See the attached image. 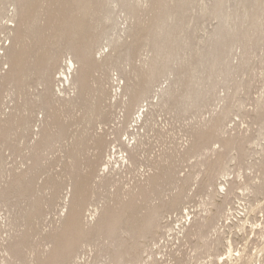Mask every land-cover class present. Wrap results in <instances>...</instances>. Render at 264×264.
<instances>
[{
    "label": "rangeland",
    "instance_id": "obj_1",
    "mask_svg": "<svg viewBox=\"0 0 264 264\" xmlns=\"http://www.w3.org/2000/svg\"><path fill=\"white\" fill-rule=\"evenodd\" d=\"M134 1L140 2V0ZM141 1L140 4L143 3L142 5L146 7L148 0ZM204 1H196L195 8L199 9ZM211 1L206 0L205 3L209 4ZM37 2L39 0H31L32 5L26 13L29 14V18L40 12L37 9ZM112 6L118 29L110 31L108 38L102 39L96 45L94 54L97 59L102 60V65L96 69L97 71H93L92 77L88 78L89 91H85L86 93L82 95L79 86L77 87L73 81L79 74L76 70L80 65L68 49V43L81 45L85 37H92V31L90 29L87 31L81 20H74L75 27L78 22V30L75 32L71 29L64 42L52 46L53 42L47 41L50 38L49 32L44 28L50 23L47 15L43 17L46 7L42 8V14H39L41 15L39 34L43 35L34 37L33 35L36 34L30 33V37L33 38L26 39L21 42L22 46L20 45L24 47L23 52H26L22 55L23 68L29 67L27 61L31 58V43L34 45L33 50L45 47V50H42L45 57L41 58L42 55H38V58L43 59L36 63V68H39L35 72L25 74L20 80L16 77L14 81L9 79L10 84L6 82L5 85L2 82V77L9 74L14 67L8 60L10 52L8 49L14 46L17 34L15 31L20 27L21 18L15 16L17 9L13 0H0V264L24 262H26L24 264H37L39 263L37 260L54 247L56 241L53 238L55 234L57 237L59 233L57 230H60L68 216V209L65 207L67 200L65 202L64 200L67 195L71 196L68 194L70 182L73 181L74 165L71 164L74 163L71 161L78 160L72 157L74 153L71 151L78 148V140H75L78 139L77 137L83 135L84 131H86L85 136L89 134L86 122L88 118L94 116L91 115L90 110L93 109L90 107L95 106L93 104L102 105V109L110 113L109 117L112 121L108 125H97L89 129L90 133L104 132L110 142L109 147L115 145L112 144L115 137L114 128L120 126L119 120L126 113L124 103L130 99L127 86L139 83V79L133 75V70L141 67L150 53L148 49L142 48L141 40L136 42L127 34L126 30L134 23V19L118 7L117 3H113ZM217 22L212 18L206 19L197 31L198 34L196 33L197 40L205 39L216 27ZM23 29L25 31L26 28ZM78 32L79 35L75 36ZM24 33H21L22 36ZM117 36L122 37L121 41L135 43L134 60L129 66L125 65L124 70L123 66L115 67L119 51H116L117 49H114L110 43V40ZM2 45L5 46L1 47ZM48 49L50 51L45 52ZM241 54L242 50L237 48L233 57L234 64L241 61ZM48 56L57 60V63L51 66L53 76L63 75L61 81L52 82L53 94L46 90L47 86L40 79L41 69H44L42 68L44 59ZM70 60L74 61L76 70L73 71L72 77L69 75L67 79L64 72H69L66 70V65ZM20 73L22 75V72ZM173 77L161 79L149 94L150 98L143 100L131 114L128 120L131 125L135 124L134 118L138 119L141 115V119H138L140 123L135 127L139 132L136 133L137 131L134 130L136 132H133V135L125 132L121 135L126 142L130 140V143H134V137L139 140L138 149L135 150L138 162L136 165L126 163L122 166L119 162H113V166L118 164L115 165V169L110 170L109 173L106 171L110 181L104 186H101V183L98 186L93 181V186L97 185L96 187L99 188L87 202L84 221L94 225L105 206L115 207L120 200H126L130 194L138 192L137 210L128 211L127 217L130 222L132 219L139 220L146 211L144 209L146 201L140 196L139 189L142 185H147V179L151 176L171 169L172 172L165 176L162 186L156 189V193L153 192L154 197L152 193V200H148L151 203L147 204H167L178 198L181 203L164 212L165 217L161 226L155 230L153 236L147 239L140 238L136 245L140 255L138 264H230V244L233 247V255L246 252L263 264L264 191L258 193L256 187L264 185V47L252 52L248 68L239 71L229 83V87L220 85L214 95L199 109L193 108L183 112L182 106H176L177 103L169 105L163 103L160 88L171 86ZM117 78L120 81H117ZM238 82H247L248 86L235 94L234 85ZM104 90L108 91L107 97L102 95L105 93ZM40 95L46 100L42 101ZM227 109L230 114L223 122L222 129L216 131L214 125ZM142 110L145 111L143 116ZM65 123L70 126L66 127L69 128L67 133L61 126H65ZM63 129L65 131L62 132L66 134V137L63 135L65 140L61 142L58 139L59 143L55 139L58 143H53V147H46L44 140L47 136L57 138ZM54 132L58 135L51 137ZM69 135L73 140L67 138ZM195 140L196 144L197 142L202 144L200 153L195 152ZM73 141L74 146L76 143L77 147L72 148L69 145V143L73 145ZM202 142H206V145ZM228 142L236 143V146L227 148ZM120 147L118 145L117 154L120 156L117 157L119 156L121 161L120 150L124 148ZM82 149L84 150L80 147V150ZM85 149L79 152L81 155L78 153L79 148L77 152L75 151L81 157L78 154L74 155L80 157L79 160L83 158L82 160L85 161L84 159L95 152L90 145ZM76 162L78 164L75 167L79 165L82 167L80 161V164ZM68 164L73 168H69ZM68 168L73 170L68 173ZM70 174L72 177L69 176ZM58 184L60 191L56 188ZM229 210L232 212H228ZM95 211L98 214L94 219L91 215ZM233 216L235 218H232ZM194 222L202 224L203 229L198 232L203 233L205 239L198 235V228ZM168 230L169 233L166 232ZM218 238L220 244L215 254H207L204 240L214 242ZM125 240L128 247H135L134 241L129 237H125ZM15 245H18L16 249ZM15 251L17 254L14 253ZM112 251L110 241L97 238L79 249L74 263L110 264ZM198 253L202 256H197ZM197 258L198 260L195 261L194 259Z\"/></svg>",
    "mask_w": 264,
    "mask_h": 264
},
{
    "label": "bare ground",
    "instance_id": "obj_2",
    "mask_svg": "<svg viewBox=\"0 0 264 264\" xmlns=\"http://www.w3.org/2000/svg\"><path fill=\"white\" fill-rule=\"evenodd\" d=\"M13 1L15 2L17 9V15L15 16H19L21 18V21L19 29L15 31V33L17 34L14 39V46L10 48L11 50L8 49L10 51L8 53L9 56L6 54V56H8L9 62L11 61L14 67H12L13 70L11 69V74L9 73L6 76L4 75L2 77V82H4V84L6 82L9 83V79H11V81H14V78L16 77L19 78L18 80H20V78L22 79L25 74L32 71L35 72L36 69L39 68H36V63L40 60H43L41 58L45 57L42 54V50H45V47L42 46L33 50L32 48L34 45H32L31 43L32 46L30 45L31 48H29L31 49L32 53L34 52V55L31 53V58H29L27 61L29 63V67H22V63L24 62V58L22 55L26 54V52H23L25 51L24 47L22 48L20 47V45L22 46V43L26 39L33 38L30 37V33L36 34L33 35L34 37H40L43 35L39 34V27L41 24V15L39 16V14H42V8L45 9L46 7L43 17H46L47 15V20L50 21V23L44 26V28L49 32L50 38L47 41L49 43L53 42L52 46L56 44L58 45L60 44V42H64V40H66L67 38V33L71 29H74L75 32L78 30V22L75 27V22L77 20H81L85 24L87 31H89V29L92 31V37H85L81 45H72L70 42L68 43V49L74 54V58L77 59V63L79 62L80 68L76 70L74 61L70 60L66 65V70H68L69 72H64V74L67 75V79H69V75H71L72 77V73L74 70L79 71V74L73 81H75V85L77 84V87L79 86L78 89H80L79 92H81L82 95L89 89L88 78L92 75L94 70L102 65V60L100 61V59H97L94 54V50H96L97 48L96 45L99 44L102 39L108 38L110 31L118 29L117 18L113 8L114 5L112 6V4L117 3L118 7H120L127 15H129L130 18L134 19V23L126 30L127 34L132 40L136 42L137 40H141L142 48L148 49L150 55L148 59H145L141 67L135 68V71L133 70V75L136 79H139V83H137L136 85L129 84L127 86V92L130 94V99L129 101L124 103V108L126 110L125 115H123V118H120L121 120L118 119L121 123L119 124L120 126L116 124L117 127L114 128L113 135H115V137L112 144L115 143V145L112 148L111 146L109 147L110 142L107 140L105 135L106 133L104 132L90 133L89 129L97 127V125H108L109 122L112 121L109 117L110 113L104 111L101 107L102 105H100L99 103H92L95 106L90 107L93 109H89L91 110V115H94L96 117H90V119L88 118V121L86 122V124H88V128H86L89 134L85 136L84 133L86 131H84L83 135L81 134L79 136L80 138L77 137L78 139L75 140H78L77 142L79 144L77 146L79 150L80 147L86 150L85 147H88L90 145L91 148L95 150V152H93L90 157L84 159L85 161H83V158H81V161L79 160V158L81 157V154L79 152H81L83 149L78 151L80 155L76 153L78 148H76V150L75 148L72 149L73 151L71 152H73L74 154H78V156L80 157L78 158L76 155L72 154V157L77 158L78 160L75 159L74 162L71 161V163H74L71 164L72 166L74 165V170L76 167H79V169L76 168L75 171L73 169L69 170V168H71L72 166L70 167L68 164V173L73 170V177L71 176L72 174L69 175L73 178V181L70 178V190L68 192V194H70L71 196L73 195V197L67 195L64 200V202L67 200V203H65V207L68 209V216L66 220L63 221L60 230L56 229L57 232L59 231V233L57 237L55 234L53 238L54 241H56V243L54 242V247L47 254L44 253V256L40 255L41 257L37 260V262L39 261V263L37 264H75L76 262L74 263V261L75 258L78 257L77 253L79 252V249L84 244L92 242L97 238L110 241V245L113 247L110 264H138L140 261V255L137 251L136 245L138 244L140 238L147 239V237L153 236L155 230H157L161 226V222L165 217L164 212L166 210L179 206L181 203L180 198H178L172 203L167 204H147L149 202L148 200H152V198L154 197L156 189H159V187L162 186V182L165 176L172 172L171 169H167L161 174L158 173L155 176H151L147 179V185H142L139 189L140 196L143 197V201H146L144 202L146 204H143L146 211L145 213H143L142 217L138 216L140 218L139 220L132 219V221L130 222L129 218L127 217L128 211L134 212L135 210H137V207L139 205L137 203L139 192L130 194V197L126 199L128 201L120 200L118 205H116L115 207L110 206L106 208L105 206L94 225H91V222L89 223L84 221V218L86 217H84V212L86 211L87 202L90 199V196H92L99 188L96 187L97 185L99 186V184L101 183V186H104L107 181H110V176L108 174L109 177H107L106 171H108L109 173L110 170L115 169L114 167L116 164L113 166V162H119L121 163V166L123 164L126 165V163H133L135 165L137 164L138 160L135 150L138 149L139 140L133 136L134 143H130V140L126 142L122 139L121 134L122 132H125L127 134L133 135V132H139V129L137 128L136 130L135 127H137V123H140L138 122V119H141V113L143 116L145 112L143 111L144 109L139 114V118L137 117L138 119L134 118V125H131V122L129 123L128 120L130 119L131 114L134 112L135 108L138 107V105L142 103L143 100L149 97V94L151 93L153 88L161 81V79L174 76L171 86L160 88L162 89L159 92L162 93L161 95L164 100L163 103L165 105L177 103L176 106H182L183 112H186L190 109H199L204 106L206 101H208L209 98L214 95L215 91L220 85L229 87V83L233 80V77L239 71H244L248 68L252 52L260 47H264V0H212L211 2H209V4H206L205 0L204 4H202L199 9L195 8V3L198 0H148L146 7L142 5L143 3L140 4V2H142L141 0L140 2L134 0H39V2H37V9H39L40 12L38 11L39 13H37V15L34 14V17L32 16L30 18L28 17L29 14L26 13H28V10H30L29 6L32 5L31 0ZM210 18L218 21L216 27L209 33V35L205 39L198 41L196 36L197 31H199L203 26V22L206 19ZM45 20H43V22ZM107 23H110L111 25L107 26ZM23 27L27 30L25 29L24 31ZM23 32L25 33L22 36ZM78 35L79 32L75 36ZM115 38L110 40V43L112 44L114 49H117L116 51H119L116 56V60L114 59L115 67L122 68L121 66H123L122 69L124 70V66H129V64H131L134 60L133 45L135 43L131 42L129 44L128 42L121 41L122 37L119 36H117L116 39ZM136 45L138 46V44ZM3 46L5 45H2L1 47ZM5 48H7V46L3 49L6 50ZM237 48L242 50L240 59L241 61L238 64H234L233 57ZM47 51L49 52L50 50L48 49L45 52ZM32 55L34 57H32ZM38 55H42V57L38 58ZM52 59L54 58H50V56H48L46 59H44L45 62L42 66V68L44 69L40 68L41 82H43L47 86L46 90L51 94H53L51 87L52 82L61 81V76H63H53V70L51 66L57 63V60L54 59V62H52ZM20 72H22V75ZM117 81H120L119 78H117ZM246 83L238 82L237 84H235V94L243 88L246 89L248 86ZM104 92L105 93L102 95L106 96L108 94V91L104 90ZM39 97L43 99L42 101L46 100L43 95H40ZM92 104L90 106H92ZM93 112L94 114H92ZM229 114L230 111L228 109L223 112L222 116L218 119L217 124L214 125L216 131H220V129H222V124ZM118 120L116 119V121ZM127 123H129L128 126ZM61 126L64 129H66V127H70L66 125V123L65 126ZM56 127L55 130L59 128ZM64 129L60 131L59 135L55 132L53 135H50L51 137H55L54 135H58L57 138H50L49 136H47L48 139L46 138L44 140V144L46 145V147H53V143H56V140L58 139L61 140V142L64 141L66 137L65 132H69V128L66 129V131ZM63 135H65V137H63ZM69 137L70 135L67 136V138L73 140V137ZM68 139L66 140L68 141ZM202 143L203 145H206V142ZM198 144L199 143L197 142L194 148L195 152L200 153V147L202 144H199V146ZM69 145H71L73 148L76 146V143L74 146L73 141V145L70 143ZM118 145L124 148L120 150L122 154L121 161L119 160L120 155L117 154ZM235 146L236 143H227V148H233ZM117 155L119 156L117 157ZM76 161H80L82 167H80V165L75 167V165L78 164ZM96 179H98L99 182ZM93 181L94 184L97 185L93 186ZM58 185L56 186V188L59 189L58 191H60V188H58L60 187V184ZM256 188V192L263 193L264 185H259ZM58 191L56 190V192ZM152 193L153 197H151ZM230 210L228 212H230ZM96 214H98L97 211H95V213L91 216L95 219ZM232 218L235 217L233 216ZM194 223L198 228L197 232H200L201 229H203L202 224L197 222ZM181 231L183 232L185 230ZM166 232L169 233L170 230ZM179 233L181 234V232ZM202 234L199 233L198 235H200L202 239H205L206 236ZM262 236L264 237V230ZM125 237H129L131 240H133L135 243V247H128ZM208 239H210V237ZM204 241L206 243L204 244L206 246L205 248L207 254L214 255L215 251H217L218 245L220 244L219 238L216 239V241L214 240V242H209L206 240ZM18 245H15L14 248L16 249V246ZM195 251L197 250L195 249ZM233 252V247L230 244V264H262L258 259H253L252 256H250L246 252L242 254L238 250L237 252L239 253L236 256L233 255ZM14 253H16V251ZM200 255L199 253L197 254V256ZM233 256L234 258H232ZM151 260L153 261L152 258ZM194 260L196 261L198 260V258Z\"/></svg>",
    "mask_w": 264,
    "mask_h": 264
}]
</instances>
